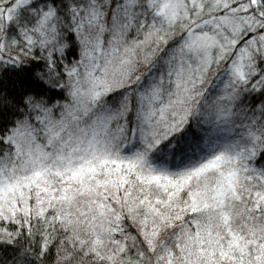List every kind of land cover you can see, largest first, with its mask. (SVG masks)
Listing matches in <instances>:
<instances>
[{"label":"snow or ice","instance_id":"1","mask_svg":"<svg viewBox=\"0 0 264 264\" xmlns=\"http://www.w3.org/2000/svg\"><path fill=\"white\" fill-rule=\"evenodd\" d=\"M0 264H264V0H0Z\"/></svg>","mask_w":264,"mask_h":264}]
</instances>
